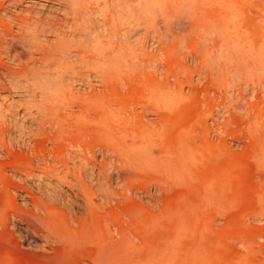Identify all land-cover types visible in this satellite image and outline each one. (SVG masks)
I'll use <instances>...</instances> for the list:
<instances>
[{"label":"rangeland","instance_id":"374dc122","mask_svg":"<svg viewBox=\"0 0 264 264\" xmlns=\"http://www.w3.org/2000/svg\"><path fill=\"white\" fill-rule=\"evenodd\" d=\"M126 27L123 71L64 70L66 85L49 92L46 115L16 133L32 137L42 125L44 137L97 142L110 156L109 202L99 206L95 192L90 220L95 227L109 212L108 259L96 239L77 249L94 255V264H158L159 250L193 244L210 252L211 264L249 253L264 260V0H146L144 7L128 0ZM14 98L18 120L26 107L34 113L27 94ZM142 136L155 141L146 148L151 161L135 157ZM180 139L196 157L172 176L157 156ZM12 187L0 174V264H39L15 231V216L34 220L33 202H46L56 233L70 212L31 185L36 201L15 195L11 202ZM71 213L85 215L75 206Z\"/></svg>","mask_w":264,"mask_h":264},{"label":"bare ground","instance_id":"6f19581e","mask_svg":"<svg viewBox=\"0 0 264 264\" xmlns=\"http://www.w3.org/2000/svg\"><path fill=\"white\" fill-rule=\"evenodd\" d=\"M145 2L139 0V7H144ZM127 9L128 0H0V174L7 179L8 187L13 186L11 202L15 195L22 201H36L26 187L31 185L70 212L61 218L65 231L56 233L51 232L58 227L44 216L46 202H33L34 220L15 216L20 221L15 231L27 253L39 264H66L74 258L78 264H94V255L77 249L89 239L98 240V249L108 259L109 212L98 218L95 227L90 226V220L97 212L92 203L95 192L101 196L99 206L109 202L112 161L97 142L63 139L58 134L44 137L46 128L42 125L32 137L16 133L23 131L24 122L33 124L46 115L47 95L66 85L64 70L77 75L82 67L98 68L104 74L125 69ZM14 92L30 97L34 113L26 107L21 119H17L20 111ZM94 111L103 117L113 114L110 108L95 107ZM67 117L59 115L57 119ZM137 142L133 146L141 150L135 156L137 160L151 161L154 156L146 148L155 141L142 136ZM157 157L166 174L177 176L180 169L195 160L196 151L180 139L168 143L167 150ZM81 198L84 205L78 203ZM74 206L84 210V217L76 218L71 213ZM176 228L182 229L183 224H176ZM16 245L21 247L20 243ZM211 257L209 251L193 244L182 251L159 250L158 264H211ZM214 264L226 263L219 259ZM231 264H264V260L257 253H249Z\"/></svg>","mask_w":264,"mask_h":264}]
</instances>
